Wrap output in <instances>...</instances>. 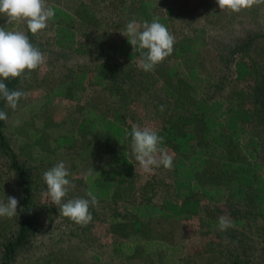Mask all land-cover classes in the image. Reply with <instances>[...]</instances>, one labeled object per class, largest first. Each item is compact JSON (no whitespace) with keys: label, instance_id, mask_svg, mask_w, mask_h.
I'll use <instances>...</instances> for the list:
<instances>
[{"label":"trees","instance_id":"16d2710c","mask_svg":"<svg viewBox=\"0 0 264 264\" xmlns=\"http://www.w3.org/2000/svg\"><path fill=\"white\" fill-rule=\"evenodd\" d=\"M127 1L136 3L131 14L141 24L144 21L151 23L153 17H159L161 23L170 27L175 10L166 0ZM156 5L165 6L166 16L153 14ZM122 6L118 16L127 19V7L124 3ZM49 7L55 11V18L49 21L53 25L55 47L64 54H84L86 44L76 39V22L91 24L88 20L91 12L88 8L71 12L57 5ZM120 24L121 27L124 25ZM23 28L37 46L38 34L33 35L26 22ZM260 38L261 34L249 33L234 45L223 47L216 54L217 65L222 66L216 73L201 71L202 63L198 62L200 49L204 46L201 38L183 37L175 41L173 53L167 57L173 64L163 71L157 70L165 80L164 96L170 101L166 112L168 120L157 132L164 137L162 147L171 148L175 154L173 167L168 173V185L148 180L136 190L132 181L134 164L128 154L130 147H127L128 142L132 143L130 127H125L119 108L112 117L88 110L76 131L54 137V152L46 164L52 165L58 159L67 163L75 161L69 167L71 173L72 168L78 166V160L87 161L79 183L83 186V198H88L86 193L91 190L98 201L114 205L105 221L114 236L110 251L112 258L127 261L147 257L150 260L152 255L155 260L160 258L170 264L173 256L165 253L171 250L174 255L178 243L171 237L169 228L160 229L159 226L199 216L203 212L202 200L208 203L226 200L242 206L253 218L264 220V138L251 129L248 131L255 120L264 118V44H258ZM99 39L103 48L98 49L104 56L92 77L94 84L105 86L108 83L112 88L121 83L126 90L129 89L132 82L125 73L131 70L126 72V69L132 68L136 60L141 61L140 51H133L127 37L116 42L105 37ZM86 75L84 72L76 74L73 80L55 88L51 95L65 98L74 97L75 91L82 93ZM24 78H10L4 82L10 90H16ZM68 87L71 88L69 92ZM118 88L122 89L121 86ZM112 93L116 96L114 91ZM6 109V102L0 98V110L6 112ZM28 136L32 140L41 137L39 132ZM35 140L28 148L37 146L42 151V143ZM20 155L6 136V121L0 120V159L3 163L0 164V178L2 182H11L8 190L13 189L19 201L18 215L14 217L16 232L0 235V264H14L19 251L29 246L37 232L35 218L39 208L52 217H60L77 232L81 228L87 230L90 223L97 220L92 209L93 220L87 226H81L59 215L57 205L34 208L31 200L33 193L40 188L39 172L44 162L39 160L32 165ZM97 160L99 162H95ZM89 169L95 171L85 180ZM5 189L3 186L2 191ZM159 190L166 192L165 196L159 197ZM237 213L234 214L235 226L243 224L239 218L241 214ZM216 224L218 222L209 223L210 227ZM6 229L11 231L8 226Z\"/></svg>","mask_w":264,"mask_h":264},{"label":"rangeland","instance_id":"374dc122","mask_svg":"<svg viewBox=\"0 0 264 264\" xmlns=\"http://www.w3.org/2000/svg\"><path fill=\"white\" fill-rule=\"evenodd\" d=\"M166 2L175 10L168 28L175 36V41L183 37L201 38L204 41L198 58V62L202 63L201 71L205 69L216 73L217 68L222 67L217 65L216 54H219L223 47L234 45L238 40L247 37L249 33L261 34L258 44H264V4L236 13L220 9L216 0H166ZM123 3L127 7L125 13L127 19L118 16ZM46 4L57 5L71 12L88 8L91 12L88 20L92 23L86 24L80 20L76 22V39L86 44V52L77 56L64 54L55 47L53 25L49 22L48 27L40 31L36 38L37 46L45 55V63L32 71L30 77L26 76L18 85L16 90L26 92L27 98H22L15 110L9 107L6 109L8 116L6 136L14 151L18 155L21 154V159L27 158L32 165H36L39 160L44 162L39 172L40 188L33 193L31 200L34 208L55 205L50 197L45 195L47 186L43 180V173L59 163L60 159L54 161L52 165H47L46 162L51 160L54 152V137L66 134L67 131L71 133L76 131L84 112L92 110L112 117L115 109L119 108L120 115L125 120V127H130V132L133 124L157 132L165 125L169 117L166 112L170 101L164 96L165 80L163 76L160 77L157 70L163 71L173 64L171 59L165 58L155 66L154 71L146 72L138 66L140 60H136L132 68L126 69V72L130 70L131 72L125 73L127 79L132 82L129 89L126 90L121 83L112 88V84L108 83L105 86L95 85L92 77L104 56L98 49L103 48V44L98 43V40H101L99 37L113 40L112 42L123 40L125 36L120 30L125 29L126 24L135 19L132 14L136 3L127 0H46ZM81 4L83 6H80ZM164 9L165 6L156 5L152 12L154 15L164 17L166 16ZM6 21L7 18L0 15V26L10 27L6 25ZM121 22L124 23L122 27L119 26ZM137 23L142 26L139 21ZM23 24L21 21L11 27L24 31ZM80 72L87 74L82 93L75 91L74 97L65 98L51 95L55 88L73 80ZM120 86L122 89L118 88ZM69 91L70 87L67 89V92ZM112 91L116 96H113ZM161 105L164 106L163 111L160 110ZM250 129L259 133L263 139L264 118L255 120L252 126L248 127V131ZM36 132H39L41 137L33 140L42 143V151H39L37 146L28 148L29 144L34 143L28 135ZM130 143L128 142L127 147H130L128 154L134 164L135 175L132 181L136 190L148 180H157L164 185L170 184L169 169L163 166L154 168L151 173L143 171L134 158ZM163 147L175 157L171 148ZM262 156L264 158V152ZM61 161L68 170L75 162ZM0 164H3L1 159ZM77 164L78 166L71 170L72 186L65 201L84 197L82 183H79L83 179L87 161L82 163L78 160ZM3 186L6 188L5 192L2 191ZM10 186L9 180L2 182L0 178V201L6 202L7 197L17 198L13 189L8 190ZM159 191H161L159 197L165 196L166 192ZM119 206L122 212V207L120 204ZM201 206L203 212L199 216L173 225L159 226L160 229L169 228L171 237L178 243L174 255L171 250L165 251V254L173 256L170 264H264V220L253 218L247 214L245 208L230 204L226 200L217 203L202 200ZM113 208L111 202L99 201L96 207L91 208L95 210L97 220L91 222L87 230L81 228L78 232L73 230L72 225L64 223L60 217L55 215L52 217L39 208L35 218L37 232L29 246L19 251L14 264H165L164 260L161 261L160 258L155 260L156 257L152 255L151 261L147 257L127 261L111 257L114 236L110 234L109 225L105 221ZM237 211L239 212L237 215L241 214L239 218L243 222L242 225L223 232L219 230L218 224L210 227L209 223L215 224L222 215L234 221V214ZM14 217H0V235H11L16 232ZM6 226L10 227V232Z\"/></svg>","mask_w":264,"mask_h":264},{"label":"clouds","instance_id":"9594fccd","mask_svg":"<svg viewBox=\"0 0 264 264\" xmlns=\"http://www.w3.org/2000/svg\"><path fill=\"white\" fill-rule=\"evenodd\" d=\"M220 9H228L239 13L255 5L264 4V0H216ZM0 15L7 18L6 25L0 26V98L6 106L15 110L27 93L22 90H10L4 81L10 78L30 77L32 71L45 63V55L34 45L24 31L11 27L17 22H26L27 29L33 34L48 27L50 20L55 18V11L46 4V0H0ZM121 34L128 38L133 51H140L139 67L144 71H154L155 66L173 53L175 36L167 26L160 22L159 17H153L151 23L144 21L142 26L135 19L128 22ZM27 70V73H26ZM164 110V106H160ZM7 113L0 110V120L6 121ZM17 125L19 121L16 122ZM131 148L135 160L146 173L154 168L163 166L166 169L173 167L174 155L170 154L164 145V137L150 128H141L133 124L131 127ZM94 169H89L85 180L92 176ZM71 173L63 161L43 173V180L47 186L45 195L59 207V215L69 218L76 224L87 226L93 216L91 208L99 203L97 196L87 191L88 198H75L65 201L72 182ZM19 201L15 197H7L6 202L0 201V217L12 218L18 215ZM234 221L227 216L218 218L220 231H227L234 227Z\"/></svg>","mask_w":264,"mask_h":264}]
</instances>
